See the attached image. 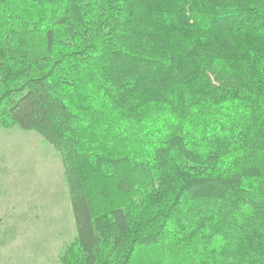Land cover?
Segmentation results:
<instances>
[{"label": "trees", "instance_id": "16d2710c", "mask_svg": "<svg viewBox=\"0 0 264 264\" xmlns=\"http://www.w3.org/2000/svg\"><path fill=\"white\" fill-rule=\"evenodd\" d=\"M0 127L60 157L61 264H264V0H0Z\"/></svg>", "mask_w": 264, "mask_h": 264}, {"label": "rangeland", "instance_id": "374dc122", "mask_svg": "<svg viewBox=\"0 0 264 264\" xmlns=\"http://www.w3.org/2000/svg\"><path fill=\"white\" fill-rule=\"evenodd\" d=\"M20 206L47 220L14 221ZM0 207V264H61L76 236L72 208L60 157L35 132L0 127Z\"/></svg>", "mask_w": 264, "mask_h": 264}, {"label": "crops", "instance_id": "0c3cea01", "mask_svg": "<svg viewBox=\"0 0 264 264\" xmlns=\"http://www.w3.org/2000/svg\"><path fill=\"white\" fill-rule=\"evenodd\" d=\"M68 191V189H67ZM19 202L15 203V206L18 205ZM22 203V202H21ZM25 205H28V204H25ZM14 206V207H15ZM69 208V204H68V207H67V210ZM15 211L18 213L17 215H15V219L14 221H24V222H31V221H41V220H47V215L46 214H42V212L38 211H34L33 214H31L32 216L29 217L30 215L28 214V208L27 207H22L20 206L19 209H15ZM1 215H6L5 211L3 209H1L0 207V221L2 220L1 219ZM50 218V217H49ZM75 226V224H74ZM76 231V229H75ZM75 235H76V232H75ZM75 238V237H74ZM24 264V263H23Z\"/></svg>", "mask_w": 264, "mask_h": 264}]
</instances>
